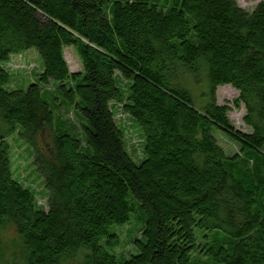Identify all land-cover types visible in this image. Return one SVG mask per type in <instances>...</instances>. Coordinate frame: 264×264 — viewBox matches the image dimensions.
I'll use <instances>...</instances> for the list:
<instances>
[{"label": "trees", "instance_id": "trees-1", "mask_svg": "<svg viewBox=\"0 0 264 264\" xmlns=\"http://www.w3.org/2000/svg\"><path fill=\"white\" fill-rule=\"evenodd\" d=\"M29 49L41 71L10 88L4 65ZM224 85L245 133L217 102ZM116 112L140 134L139 161ZM9 137L31 149L45 204L14 173ZM132 224L140 236L119 256L116 228ZM8 225L22 264H264V1L0 0V258Z\"/></svg>", "mask_w": 264, "mask_h": 264}, {"label": "rangeland", "instance_id": "rangeland-1", "mask_svg": "<svg viewBox=\"0 0 264 264\" xmlns=\"http://www.w3.org/2000/svg\"><path fill=\"white\" fill-rule=\"evenodd\" d=\"M264 0H236L238 6L246 11H252L259 2ZM64 58L68 65L70 72H80L82 71V63L73 47H66L64 49ZM40 57L35 49H29L19 55H14L10 57L8 63L4 65L5 69L8 70L12 75V82L9 84L10 88H17L25 86L26 84L34 82V75L39 74L41 71ZM188 88L191 93L197 97L199 93L203 90L192 80L188 81ZM238 92L231 86H221L216 89V99L218 104L225 105L228 104L232 108L228 113V117L235 131L242 133L247 132L249 129L243 123V116L245 114L244 108L234 109L232 101L238 98ZM60 116L66 118H74L72 112L65 113L61 112ZM115 122L123 128L124 130V144L127 152L136 161L142 157L141 150V137L136 129L134 123L129 119L128 116L116 112L114 117ZM213 137L216 138L219 147L227 154L231 155L236 153L238 146L233 142V138L226 132L213 127L212 130ZM8 141L11 145V159H12V169L14 173L18 176L19 180L26 186L34 189L38 196V203L43 205L46 200L43 199L46 190L44 187V182L42 177L38 172H36L33 165L34 158H32L31 149L22 142L9 137ZM54 142V132L51 127H45L37 135L35 140V147L41 154H47L53 149ZM137 224L121 226L116 228V232L119 235V244L115 247V252L117 255H127L133 251V245L131 244L132 239L138 238L140 236V230ZM17 241V234L13 226L8 225L3 231V243L5 246V251L3 256L0 258V264H22L18 260V250L14 247V243ZM63 264H82V257L77 255L76 257L64 262Z\"/></svg>", "mask_w": 264, "mask_h": 264}]
</instances>
